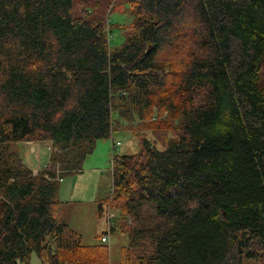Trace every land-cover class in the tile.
I'll list each match as a JSON object with an SVG mask.
<instances>
[{
    "label": "trees",
    "instance_id": "1",
    "mask_svg": "<svg viewBox=\"0 0 264 264\" xmlns=\"http://www.w3.org/2000/svg\"><path fill=\"white\" fill-rule=\"evenodd\" d=\"M125 1L114 49L107 0H0V264H109L116 227L122 264H264V0ZM120 129L141 148L112 139L115 226L85 244L60 183ZM24 141L52 147L37 173Z\"/></svg>",
    "mask_w": 264,
    "mask_h": 264
},
{
    "label": "rangeland",
    "instance_id": "2",
    "mask_svg": "<svg viewBox=\"0 0 264 264\" xmlns=\"http://www.w3.org/2000/svg\"><path fill=\"white\" fill-rule=\"evenodd\" d=\"M107 4H102L103 8L93 7L92 13L103 12L106 26L110 29L109 41L111 48L120 47L126 36L125 27L134 21L133 12L125 0H107ZM95 6L94 1L78 3L77 11L86 7ZM113 22V23H112ZM112 139L121 141V145L116 149L115 154L136 153L141 148L140 139L127 129L115 131L110 138L101 139L97 142L95 150L88 155L84 162V170L81 173H74L66 176L60 183L59 199H66L70 194L73 198L67 202L60 203L58 207V217L65 219L70 226L78 230L83 237L85 244L102 243V235L105 231H110V224L107 215L99 216L98 200L109 193L112 185ZM46 151L41 159L44 160L40 169L44 168L52 154V147L49 143H43ZM20 147V145H18ZM47 154L49 158H47ZM100 201V200H99ZM111 210V209H110ZM111 212H113L111 210ZM115 226V225H114ZM109 236V235H108ZM129 236L117 227L110 231L109 241L105 244L109 252V264H122V250L128 245ZM246 264H260L258 260H248Z\"/></svg>",
    "mask_w": 264,
    "mask_h": 264
},
{
    "label": "crops",
    "instance_id": "3",
    "mask_svg": "<svg viewBox=\"0 0 264 264\" xmlns=\"http://www.w3.org/2000/svg\"><path fill=\"white\" fill-rule=\"evenodd\" d=\"M19 148L23 150L24 159L27 164L32 168V170L37 173L41 170V166L44 160L41 159V156L44 155L46 158V151L43 144L39 141H24L18 143ZM47 158L49 155L47 154ZM73 198V194H70L66 199H62L61 202H67L69 199ZM65 220V219H64ZM20 264H42L40 257L33 252L30 258L29 263H20Z\"/></svg>",
    "mask_w": 264,
    "mask_h": 264
},
{
    "label": "built area",
    "instance_id": "4",
    "mask_svg": "<svg viewBox=\"0 0 264 264\" xmlns=\"http://www.w3.org/2000/svg\"><path fill=\"white\" fill-rule=\"evenodd\" d=\"M118 143H119V142H118ZM102 240H103V241H108V240H107V236H104Z\"/></svg>",
    "mask_w": 264,
    "mask_h": 264
},
{
    "label": "water",
    "instance_id": "5",
    "mask_svg": "<svg viewBox=\"0 0 264 264\" xmlns=\"http://www.w3.org/2000/svg\"><path fill=\"white\" fill-rule=\"evenodd\" d=\"M151 49V47H149V50Z\"/></svg>",
    "mask_w": 264,
    "mask_h": 264
}]
</instances>
